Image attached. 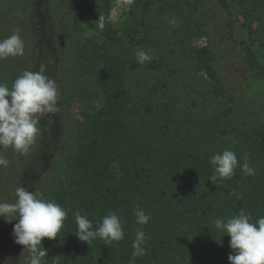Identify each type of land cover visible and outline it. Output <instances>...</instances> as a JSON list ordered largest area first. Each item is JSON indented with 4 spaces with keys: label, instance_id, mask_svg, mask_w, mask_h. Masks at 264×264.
Masks as SVG:
<instances>
[{
    "label": "trees",
    "instance_id": "trees-1",
    "mask_svg": "<svg viewBox=\"0 0 264 264\" xmlns=\"http://www.w3.org/2000/svg\"><path fill=\"white\" fill-rule=\"evenodd\" d=\"M116 2L126 8L118 30L108 22ZM93 22L103 25L99 37L90 34ZM16 30L24 53L0 60V83L11 89L24 71L42 70L57 85L58 111L40 118L18 175L20 153L0 147L9 161L0 167V201L14 202L23 186L67 210L58 237L42 240L43 264L56 256L58 264H130L141 227L146 253L134 264H229L230 237L214 220L242 209L252 223L264 217V0H0V40ZM225 43L261 85L260 98L251 104L222 80L214 90L198 85L188 102L185 65L212 60ZM141 49L152 57L142 65ZM224 150L237 156L235 174L212 183L210 158ZM245 156L254 175L241 170ZM137 205L151 217L143 226ZM76 212L93 230L115 212L124 239L88 246L75 234ZM16 222L0 218V264L30 255L15 243Z\"/></svg>",
    "mask_w": 264,
    "mask_h": 264
},
{
    "label": "clouds",
    "instance_id": "clouds-1",
    "mask_svg": "<svg viewBox=\"0 0 264 264\" xmlns=\"http://www.w3.org/2000/svg\"><path fill=\"white\" fill-rule=\"evenodd\" d=\"M132 2L133 0H128L129 5ZM23 53L24 42L19 30L0 40V60L21 56ZM135 56L137 63L141 65L152 59L142 49L136 51ZM57 100V85L42 70L24 71L15 79L11 89L0 83V147L4 149L11 147L20 154L28 153L40 132L38 127L40 118L58 111ZM8 163V159L0 151V167H7ZM210 164L215 174L210 175L208 179L213 183L231 179L235 174L238 160L233 151L224 150L222 153L212 155ZM241 170L246 175L255 174V169L249 166L247 156ZM14 196L12 203L0 201V218L6 223L17 221L13 225L15 243L22 245L24 251L30 254L25 264H43L47 249L43 247L42 240L58 237L67 219V210L55 201L46 200L43 193L30 192L23 186L16 187ZM240 198L241 196L237 195V199ZM74 215L77 224L75 234L88 246L97 238L103 240L105 245L124 239L123 224L115 212H109L104 216L96 230H93V224L86 216L79 212ZM134 215L136 223L141 226L151 219L139 205L136 206ZM213 223L217 230L230 237L229 247L234 254H229V264H264V217L252 223L249 215L242 209L238 215L226 221L218 218ZM145 240L142 227L137 228L132 243L134 251L130 264H134L136 257L146 253L143 247ZM53 260L58 264L57 256Z\"/></svg>",
    "mask_w": 264,
    "mask_h": 264
},
{
    "label": "rangeland",
    "instance_id": "rangeland-1",
    "mask_svg": "<svg viewBox=\"0 0 264 264\" xmlns=\"http://www.w3.org/2000/svg\"><path fill=\"white\" fill-rule=\"evenodd\" d=\"M229 1L234 3L236 0ZM125 13V6L116 2L110 12L108 19V22L112 25L114 30L122 29L125 26L123 21V14ZM101 25L102 23L93 22L90 25V34L99 37L103 30ZM192 44L196 45L197 47H205L207 46V41L204 38L193 37ZM214 52V57H212V60L210 61L201 59L198 64L185 65V70L188 71L189 74L182 88H184V90L187 92V101L190 102L197 99L195 88L198 85H208L210 89L214 90L215 86L221 85L222 80L227 81L228 84L230 83L240 90L248 99L247 101L251 104L259 99L263 92L261 90V85L259 83L253 82L248 77L241 64L239 53L237 52L236 48L229 43H225L221 44L219 46V50H215ZM181 84H183V82L181 79H179L178 85ZM96 102L99 108H101L103 102L100 93ZM71 112L73 113L72 116H74L73 119H78V109L76 106L73 107ZM65 116V114L61 115L62 118ZM32 148L33 145L31 146L28 153L20 154L16 159L15 166L13 167L16 175H18L20 171L19 169L24 165L25 159L29 156Z\"/></svg>",
    "mask_w": 264,
    "mask_h": 264
}]
</instances>
